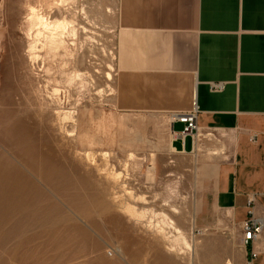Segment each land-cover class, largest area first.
Listing matches in <instances>:
<instances>
[{"label":"rangeland","instance_id":"rangeland-1","mask_svg":"<svg viewBox=\"0 0 264 264\" xmlns=\"http://www.w3.org/2000/svg\"><path fill=\"white\" fill-rule=\"evenodd\" d=\"M56 1L0 0V264H213L201 211L223 133L195 153L172 152L166 109L117 100L108 0ZM29 5L77 30L55 48L38 42L33 66ZM162 214L193 233V250L155 225Z\"/></svg>","mask_w":264,"mask_h":264},{"label":"crops","instance_id":"crops-1","mask_svg":"<svg viewBox=\"0 0 264 264\" xmlns=\"http://www.w3.org/2000/svg\"><path fill=\"white\" fill-rule=\"evenodd\" d=\"M108 2L118 43V102L162 106L170 116L196 106L202 137L209 130L223 133L220 152L211 153L220 155L201 211L210 217L203 253L213 264H243L241 224L253 195L262 224L253 264H264V0ZM212 83L223 87L215 90ZM142 89L149 97L138 94ZM210 141L206 149L213 147ZM170 148L192 153L191 139L182 144L171 136Z\"/></svg>","mask_w":264,"mask_h":264},{"label":"bare ground","instance_id":"bare-ground-1","mask_svg":"<svg viewBox=\"0 0 264 264\" xmlns=\"http://www.w3.org/2000/svg\"><path fill=\"white\" fill-rule=\"evenodd\" d=\"M68 1L69 0H57L53 4L57 7H63L66 4H68ZM49 8L51 9L52 7H49ZM41 10L42 9L37 8L36 6H32V5H29L27 7L26 20L28 21V24H29L28 31H29V37L31 39V42L28 44V47H27L28 61H29L30 66H33L35 64L36 59H37L36 51H37V48L39 46L38 42L41 43L40 46L42 48H44L46 45H48L49 48H55V47L60 46L61 43H63V39H64L65 35L68 36V34H71V37L72 36L75 37L77 34V30H76V27L73 23V20L68 19V17H66V16L50 17V16H47L46 14H43V11H41ZM112 70H114V69L112 68ZM106 77L108 79L112 78V76L109 72L106 73ZM170 118H171V122H172L173 117L171 116ZM171 126H172V123H171ZM170 133H171V127H170ZM199 134L201 137H202V134H204L201 129L199 131ZM205 135L210 136L212 134L206 133ZM171 136H172V134H171ZM172 138H174V137L172 136ZM130 156H132V154H130ZM151 169L152 170L154 169L153 162L151 163ZM140 199H142V198H140ZM126 209H127L126 210L127 213L133 215L134 217L138 216L137 219H139L140 217H143L142 212L137 210V208H135V206L127 205ZM172 211L176 214H179L178 210H176L175 207H173ZM151 214L153 217L156 216V213L154 211H151ZM192 220L193 219H190V223H191V227H192L191 229L193 230ZM149 221H150L149 223L152 224V222L154 220L153 221L149 220ZM193 223H194V220H193ZM155 225L157 227H159V229H161V230L168 229V231L171 233L170 236L172 237V241L174 243L181 244L189 250H193V248L195 247V246L193 247V242H194L193 233H192V236L190 238H188V236L184 232V230L181 229L182 224L180 221L175 222V220L173 218H171L165 214H162L155 221Z\"/></svg>","mask_w":264,"mask_h":264},{"label":"built area","instance_id":"built-area-1","mask_svg":"<svg viewBox=\"0 0 264 264\" xmlns=\"http://www.w3.org/2000/svg\"><path fill=\"white\" fill-rule=\"evenodd\" d=\"M211 87L215 90H220L223 87L222 83H212ZM197 113L198 109L196 106H193L190 110L186 112H178L172 115V126H171V134L174 139L181 140L182 144L186 137H190L192 144V153L197 151V144L199 142V138L201 137L199 134L200 127L197 124ZM178 122L182 124V128L176 131L173 127L174 123ZM212 131H206L207 134H210ZM203 139V137H201ZM256 139V134H251L249 136V141L254 142ZM184 153V150H182ZM253 202L254 196L250 195L247 199L248 211L247 217L242 221L241 224V247L244 249V260L243 264H253L254 260L258 257V251L253 247V242L259 238L262 233V224L260 218L254 215L253 210ZM251 245L248 248V245ZM248 248V249H247Z\"/></svg>","mask_w":264,"mask_h":264}]
</instances>
